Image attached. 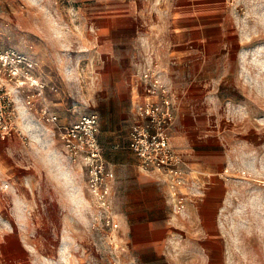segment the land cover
<instances>
[{
  "label": "rangeland",
  "instance_id": "obj_1",
  "mask_svg": "<svg viewBox=\"0 0 264 264\" xmlns=\"http://www.w3.org/2000/svg\"><path fill=\"white\" fill-rule=\"evenodd\" d=\"M0 53L39 85L0 73L21 112L0 139V264H264V0H0ZM148 70L188 174L177 212L157 173L169 219L141 236L60 132L97 115L101 141L124 144Z\"/></svg>",
  "mask_w": 264,
  "mask_h": 264
},
{
  "label": "built area",
  "instance_id": "obj_2",
  "mask_svg": "<svg viewBox=\"0 0 264 264\" xmlns=\"http://www.w3.org/2000/svg\"><path fill=\"white\" fill-rule=\"evenodd\" d=\"M15 58L14 55L0 53V73L3 70L7 71L10 80L24 79L20 83L22 87L26 81L31 80L27 78V73L21 74L17 64L21 65L22 62ZM143 77L148 84L146 100L136 106L137 121L129 132L128 149L138 158L142 170L156 172L166 178L175 211L184 212L186 200L180 190L185 184L188 167L182 154L171 143L176 108L169 88L158 73L148 70ZM30 86L39 87L36 81H31ZM41 93L43 91L39 90V95ZM17 104V96L10 95L0 85V139L8 138L19 131ZM27 104L31 105L32 102L29 100ZM39 121L57 125L59 120L46 106L41 111ZM99 133L98 116L89 115L82 117L70 127H64L60 136L71 157L83 158L91 171L96 195L105 206L108 202L109 186L114 181L115 174L107 168L104 148L99 142Z\"/></svg>",
  "mask_w": 264,
  "mask_h": 264
},
{
  "label": "crops",
  "instance_id": "obj_3",
  "mask_svg": "<svg viewBox=\"0 0 264 264\" xmlns=\"http://www.w3.org/2000/svg\"><path fill=\"white\" fill-rule=\"evenodd\" d=\"M145 100L146 93L143 92L134 102L133 122L124 144L105 145L99 133V142L104 148L107 168L115 174V191L121 220L128 222L127 226L134 230L136 235L141 236L145 234L138 233L139 231L148 232L154 229L158 231L157 229L162 227V223L169 219L170 204L165 185L158 180L157 173H147L142 170L138 158L128 149L129 132L137 121L136 106L143 104ZM183 110L184 107H180V111L183 112ZM26 178H28L26 170L14 168L12 180H19L22 186L25 185L23 180Z\"/></svg>",
  "mask_w": 264,
  "mask_h": 264
},
{
  "label": "bare ground",
  "instance_id": "obj_4",
  "mask_svg": "<svg viewBox=\"0 0 264 264\" xmlns=\"http://www.w3.org/2000/svg\"><path fill=\"white\" fill-rule=\"evenodd\" d=\"M22 111V110H21ZM20 114H21V112H20ZM26 121V120H25ZM63 175V174H62ZM67 177V176H66ZM64 180V179H63ZM67 180V179H66Z\"/></svg>",
  "mask_w": 264,
  "mask_h": 264
}]
</instances>
